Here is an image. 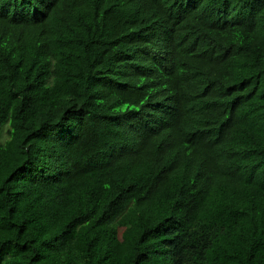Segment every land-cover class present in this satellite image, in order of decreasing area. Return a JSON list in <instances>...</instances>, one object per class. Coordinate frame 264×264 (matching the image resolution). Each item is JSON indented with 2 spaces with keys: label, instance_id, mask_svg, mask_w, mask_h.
<instances>
[{
  "label": "trees",
  "instance_id": "obj_1",
  "mask_svg": "<svg viewBox=\"0 0 264 264\" xmlns=\"http://www.w3.org/2000/svg\"><path fill=\"white\" fill-rule=\"evenodd\" d=\"M0 264H264V0H0Z\"/></svg>",
  "mask_w": 264,
  "mask_h": 264
}]
</instances>
